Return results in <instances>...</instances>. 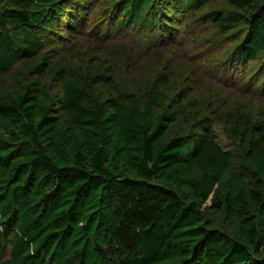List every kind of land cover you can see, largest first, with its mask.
Segmentation results:
<instances>
[{"label": "trees", "instance_id": "trees-1", "mask_svg": "<svg viewBox=\"0 0 264 264\" xmlns=\"http://www.w3.org/2000/svg\"><path fill=\"white\" fill-rule=\"evenodd\" d=\"M218 1L0 0V264H264L262 103L205 99L193 69L176 87L159 60L143 85L122 48L93 42L88 67L47 50L96 10L103 40L133 26L172 46L178 16ZM230 3L207 16L245 31L227 89L264 55V0Z\"/></svg>", "mask_w": 264, "mask_h": 264}, {"label": "rangeland", "instance_id": "rangeland-1", "mask_svg": "<svg viewBox=\"0 0 264 264\" xmlns=\"http://www.w3.org/2000/svg\"><path fill=\"white\" fill-rule=\"evenodd\" d=\"M102 0H86V3L94 10L98 9ZM235 11L236 8L230 0H219L215 4L208 5L207 8L191 16H178L181 28H188L184 36L178 43L167 46L160 43L150 32L140 27H126L120 34H112L106 40L101 39L97 33L101 30L104 23L103 15L100 10L92 13L91 22L88 28L84 29V35L72 38L67 42L66 47H61L58 39L50 42L47 50L53 55H69L76 63L88 67L92 60L85 56L84 52L93 42L97 48L118 49L127 56V63L131 64L132 76L143 85L154 84L158 81L159 69L153 61L171 64L177 70L178 78L173 80V85L180 87L184 81L182 78L188 75L187 69H193V73L199 77L197 89L203 94L205 99L210 97L225 100L228 103L244 101L249 103H262L261 109L264 110V55L259 60L240 67L235 75L238 83L234 86L229 85V89L219 84L223 75L224 66H235L232 60V53L240 38L244 34L243 26L231 30L227 34L210 21L207 17L213 11ZM160 57V58H159ZM97 66V65H96ZM99 66V65H98ZM226 68V67H225ZM234 68V67H233ZM230 80H233L230 79ZM176 81V84H175ZM219 81V82H217ZM232 82V81H230ZM217 91L215 88L218 86ZM215 96H213V92ZM218 132V142L225 149H231L232 143L224 134L223 128L216 126Z\"/></svg>", "mask_w": 264, "mask_h": 264}]
</instances>
